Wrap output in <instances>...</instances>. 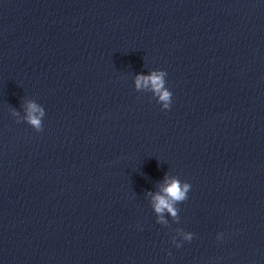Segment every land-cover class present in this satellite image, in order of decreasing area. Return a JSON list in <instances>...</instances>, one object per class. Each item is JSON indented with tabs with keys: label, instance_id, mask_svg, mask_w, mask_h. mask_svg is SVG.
<instances>
[{
	"label": "clouds",
	"instance_id": "clouds-1",
	"mask_svg": "<svg viewBox=\"0 0 264 264\" xmlns=\"http://www.w3.org/2000/svg\"><path fill=\"white\" fill-rule=\"evenodd\" d=\"M167 73L163 70H153L149 75H137L135 79V88L137 90H147L157 99L162 109H170L172 103V92L166 87ZM14 116H19V113L13 111ZM45 116V110L34 101H28L25 107L24 121L27 122L37 132L43 128L42 118ZM19 122V121H18ZM191 185L187 182H182L178 177H173L166 180L165 186L160 193L153 195V209L160 216L163 222V213L167 211L174 218L177 216V208L175 205L185 201L190 191ZM193 238L192 233L185 235V239L190 241ZM180 247V244H176Z\"/></svg>",
	"mask_w": 264,
	"mask_h": 264
}]
</instances>
